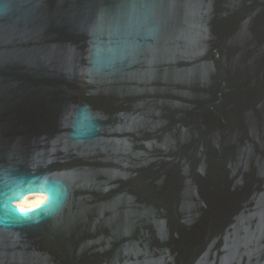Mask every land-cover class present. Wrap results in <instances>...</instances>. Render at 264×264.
Listing matches in <instances>:
<instances>
[{"label":"water","instance_id":"obj_1","mask_svg":"<svg viewBox=\"0 0 264 264\" xmlns=\"http://www.w3.org/2000/svg\"><path fill=\"white\" fill-rule=\"evenodd\" d=\"M0 169L69 191L0 264H264V0H0Z\"/></svg>","mask_w":264,"mask_h":264},{"label":"clouds","instance_id":"obj_2","mask_svg":"<svg viewBox=\"0 0 264 264\" xmlns=\"http://www.w3.org/2000/svg\"><path fill=\"white\" fill-rule=\"evenodd\" d=\"M101 130L88 105L72 116L71 138L84 142ZM69 191L59 179L49 175L14 174L0 169V229L12 227L11 218L39 224L59 213Z\"/></svg>","mask_w":264,"mask_h":264}]
</instances>
